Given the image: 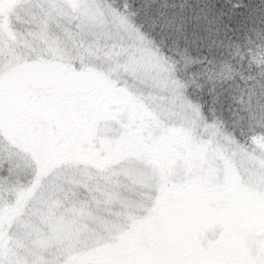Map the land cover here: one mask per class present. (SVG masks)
<instances>
[{
	"label": "snow or ice",
	"instance_id": "6c2138e0",
	"mask_svg": "<svg viewBox=\"0 0 264 264\" xmlns=\"http://www.w3.org/2000/svg\"><path fill=\"white\" fill-rule=\"evenodd\" d=\"M0 264H264V0H0Z\"/></svg>",
	"mask_w": 264,
	"mask_h": 264
}]
</instances>
